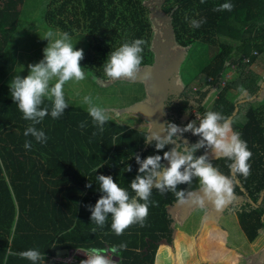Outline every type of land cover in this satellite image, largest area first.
Wrapping results in <instances>:
<instances>
[{
	"label": "trees",
	"instance_id": "obj_1",
	"mask_svg": "<svg viewBox=\"0 0 264 264\" xmlns=\"http://www.w3.org/2000/svg\"><path fill=\"white\" fill-rule=\"evenodd\" d=\"M24 3L0 0V264H33L19 256L28 249L41 253L43 259L36 264H47L58 250L78 246L104 249L115 264H172L175 232L177 264H240L228 245L244 251L248 245L256 248L264 232V101L254 105L264 92V76L253 69L264 71V0H45L42 13L47 31L86 34L80 65L85 77L98 81L100 87L108 79L103 68L110 54L136 39L145 41L140 68L154 65L153 46L161 40L181 49L184 57L178 67L187 65V55L197 52L199 45L215 50L178 91L162 94L166 137L170 123L180 129L162 149L156 148V140L145 139L150 136L148 130L121 124L115 117L108 116L101 130L80 103L66 101L68 107L54 119L52 103L45 98L40 107H47L49 113L43 120L36 123L23 118L11 98L9 83L1 81V76L10 68L8 58L18 41L15 35ZM224 3H231L232 10H214ZM193 22L200 26L194 27ZM230 69L234 76L226 78ZM210 89L215 94L206 105ZM208 111L220 113L247 143L252 153L247 177L232 173L228 165L233 161L227 157L209 156L211 146L206 142L198 146L201 136L183 131L189 123L198 128ZM30 126L44 137L38 141L31 133L25 136ZM26 141L29 148H25ZM194 145V158L205 155L222 174L234 177V198L223 213H235L248 242L233 216L215 213L218 209L210 201L203 207L182 205L172 191L161 194L155 187L143 227L132 224L117 235L111 229V213L103 227L92 221V209L104 195L100 175L111 176L134 197L130 185L141 174L140 162L173 150L187 152ZM160 163L165 169L169 166L168 160ZM197 180L192 177L185 197ZM187 183L178 184L177 191ZM208 207H213V215H207ZM200 226L205 229L189 245L187 234H194ZM120 244L127 247L110 251ZM260 256L256 264L264 262Z\"/></svg>",
	"mask_w": 264,
	"mask_h": 264
},
{
	"label": "clouds",
	"instance_id": "obj_2",
	"mask_svg": "<svg viewBox=\"0 0 264 264\" xmlns=\"http://www.w3.org/2000/svg\"><path fill=\"white\" fill-rule=\"evenodd\" d=\"M231 3H224L215 8V11L232 10ZM194 27L200 24L193 22ZM54 33L49 30L45 34V39L50 43L43 50L44 59L37 64L28 65V74L21 77L15 75L10 81L8 87L13 102L23 113L25 120L39 123L48 115L47 107L41 108L45 98L51 101V117L59 118L68 104L65 101L63 86L66 82L75 80H84L85 72L80 65L83 59V50L75 49L71 37L67 32L60 33V38L52 39ZM145 41L136 39L131 44L124 43L113 51L104 65L103 73L109 80L126 78L135 80L140 73L142 63L143 48ZM144 79H150V75L145 73ZM54 81V83H53ZM84 103L88 104V114L101 126L105 124L108 116L105 115V109L92 104V97H83ZM223 121V123H221ZM82 128L83 125L81 124ZM175 124L168 125V136L161 139L155 132L145 137L146 140L154 139L157 141L156 148L162 149L168 144L172 135L179 131ZM183 131H192L202 139L198 146L207 145L213 148L217 157H227L233 163L228 167L232 173L247 177L250 174V165L248 160L252 153L247 148V143L240 138L239 132L232 131L230 122L221 116L220 113L208 111L200 120L199 127L194 123H189ZM31 133L39 141L44 137L42 131H37L34 127H28L24 135ZM30 143L25 142V148H29ZM197 145L190 147L187 152H165L163 157L159 155L148 156L143 162H140L139 173L131 182V190L135 193L130 197L126 189L121 188L114 182L111 176L100 175L98 177L100 191L104 194L96 202L92 209V221L101 227L104 226L108 213L112 214L111 229L120 235L132 224L144 226L148 215L149 201L152 194V188L155 187L161 194L166 189L175 194L179 204H198L203 207L205 201L212 202L217 209H220L233 200L234 177L222 174L216 167L207 161L205 155L194 158L193 153ZM161 159L168 160L169 166L165 169L161 165ZM183 167V171H181ZM130 170V169H129ZM199 178V187L202 194L189 193L185 197L183 190L177 191L176 186L180 183L190 182L192 177ZM90 186V185H89ZM138 198V199H137ZM140 201H144L141 203ZM95 231V229H93ZM126 244H120L113 247L110 251L115 253L117 249L126 248ZM88 259L81 261V264H115V261L107 258V252L104 249L91 247L87 249ZM57 253V252H56ZM58 254V253H57ZM19 256L32 261L43 259L37 249H28L19 253Z\"/></svg>",
	"mask_w": 264,
	"mask_h": 264
},
{
	"label": "rangeland",
	"instance_id": "obj_3",
	"mask_svg": "<svg viewBox=\"0 0 264 264\" xmlns=\"http://www.w3.org/2000/svg\"><path fill=\"white\" fill-rule=\"evenodd\" d=\"M44 2L45 0H25L19 18L20 30L15 35L18 41L12 47L11 57L8 58L11 61L9 71L1 76V81L10 83L15 75L19 74L21 77L26 76L28 74L29 64L34 65L44 59L43 50L50 43L49 39L44 38L48 32L43 24L42 6ZM53 33L52 39L54 40L60 38L59 34L62 32L55 30ZM85 36L86 34L80 35L77 33L70 36L75 49H81L83 37ZM161 37H164V35ZM197 47H199L197 52H190L187 55V65L178 67V64L184 57L181 49L169 43L167 40H161L153 46L155 53L154 65L152 67H141L140 73L135 80L126 78L117 80L107 79L104 87L96 84V82L99 83L98 81L93 82V80L87 77L81 81L71 80L63 86L65 101L80 103L88 108L89 105L84 103L83 97L91 96L92 104L104 108L106 110V116L115 117L119 123L132 128L146 129L150 135L155 132L160 138H166L161 113L162 99H164L162 94L178 91V87L187 82L206 63L207 59L215 53L214 49L203 48L202 45ZM253 69L264 76V71L260 68L253 66ZM145 73L150 75V79H144ZM233 74L234 70H228L226 78H232L234 76ZM208 92L207 98L204 100V104L206 105L210 104L215 94L214 89H210ZM256 100L258 102L254 103L255 106L260 105V103L263 104L264 92ZM196 185L192 186V188L196 187ZM198 194H202L201 190ZM224 207L219 209V213H222L224 216L229 215L230 213H223ZM186 214L187 209L182 212L183 217ZM233 218L238 230L244 237L235 213ZM223 227L225 228L224 225ZM204 229L205 227L202 226L194 234H187L189 235L187 237L189 245H191V242L193 244L196 243L201 231ZM177 239L178 235L175 233L173 245L171 246L172 264H177L175 259L179 258L178 246L176 244ZM258 239L260 241L259 246L252 248L248 245L247 251L232 247L234 244L228 245V247L239 256L240 264H256L257 256L261 255L259 258L264 259V232L258 236ZM192 249L195 251V246ZM194 257L193 259L199 263L198 257L196 255ZM262 261L259 260V264ZM47 264L52 263L48 262ZM200 264L210 263L201 262Z\"/></svg>",
	"mask_w": 264,
	"mask_h": 264
},
{
	"label": "built area",
	"instance_id": "obj_4",
	"mask_svg": "<svg viewBox=\"0 0 264 264\" xmlns=\"http://www.w3.org/2000/svg\"><path fill=\"white\" fill-rule=\"evenodd\" d=\"M246 61L248 62L249 60ZM87 249L81 246L65 249L63 254L56 253L49 257V260L52 264H81V261L88 259Z\"/></svg>",
	"mask_w": 264,
	"mask_h": 264
},
{
	"label": "crops",
	"instance_id": "obj_5",
	"mask_svg": "<svg viewBox=\"0 0 264 264\" xmlns=\"http://www.w3.org/2000/svg\"><path fill=\"white\" fill-rule=\"evenodd\" d=\"M208 152H209V153H208L209 156H216V155L214 154V151H213V148H212V147H210V149H209ZM198 182H199V181L197 180V181H196V184H197ZM188 184H189V182H188L187 185L185 186L184 190H186ZM197 185H199V183H198ZM184 190H183V191H184ZM191 191H192V192H191ZM188 192H189V193H195V194H198V192H200V187H193V188H190ZM211 203H212V202H211ZM212 206H215V205L212 203ZM207 211H208L207 215H213V211H214V209H213V207H208ZM209 213H210V214H209ZM215 213H219V209H218V211L215 212ZM219 215L222 216L223 214H222V213H219ZM227 215H228V214H227ZM229 215L234 216V213H230ZM223 216H224V215H223ZM236 219H237V218H236ZM236 221H237V220H236ZM175 233H176V232H175ZM242 233H243V232H242ZM243 235H244V234H243ZM243 239L247 241L245 235H244ZM247 242H248V241H247ZM156 258H157V256H156Z\"/></svg>",
	"mask_w": 264,
	"mask_h": 264
},
{
	"label": "water",
	"instance_id": "obj_6",
	"mask_svg": "<svg viewBox=\"0 0 264 264\" xmlns=\"http://www.w3.org/2000/svg\"><path fill=\"white\" fill-rule=\"evenodd\" d=\"M65 252V249H60L57 251L58 254H63Z\"/></svg>",
	"mask_w": 264,
	"mask_h": 264
}]
</instances>
